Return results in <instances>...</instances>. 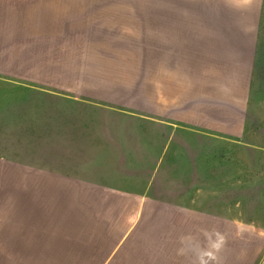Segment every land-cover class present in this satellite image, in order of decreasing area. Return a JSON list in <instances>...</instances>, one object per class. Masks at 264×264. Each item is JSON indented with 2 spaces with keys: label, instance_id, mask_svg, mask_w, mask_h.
I'll use <instances>...</instances> for the list:
<instances>
[{
  "label": "crops",
  "instance_id": "crops-1",
  "mask_svg": "<svg viewBox=\"0 0 264 264\" xmlns=\"http://www.w3.org/2000/svg\"><path fill=\"white\" fill-rule=\"evenodd\" d=\"M140 3L0 0V231L159 264L187 251L193 222L217 221L215 256L196 264H223L224 249L241 264L229 239H264V0ZM131 31L136 88L51 73L37 53L70 39L103 54Z\"/></svg>",
  "mask_w": 264,
  "mask_h": 264
},
{
  "label": "rangeland",
  "instance_id": "rangeland-1",
  "mask_svg": "<svg viewBox=\"0 0 264 264\" xmlns=\"http://www.w3.org/2000/svg\"><path fill=\"white\" fill-rule=\"evenodd\" d=\"M127 3L131 6H138L139 2L145 1L146 5L152 6L153 0H114ZM140 3V5H141ZM136 32H130V43L129 46L119 47H105V52L98 55H80L79 47H77L76 41L67 39L65 45L58 46L55 45L56 42L51 41V46L38 48L37 53L49 55L51 60L55 62H50L48 64L49 70L55 71L56 74L64 72L66 76L72 74V72H91L101 78L98 79L99 83L105 85H124L130 87H138L143 82L144 78L139 76V63L132 61L137 57V47L136 42L133 39V34ZM149 32H146V36ZM152 34V32H150ZM149 37V36H147ZM106 43L112 41L105 40ZM123 45L125 41L122 40ZM54 44V45H53ZM135 45V46H133ZM130 61H127V60ZM59 60V61H58ZM64 60V61H63ZM148 65V64H147ZM45 69V68H44ZM57 80V79H56ZM69 79L66 78V83ZM263 130L264 128H260ZM257 143L264 147V140L258 138ZM212 146V142L209 143ZM253 155L257 157L256 163L258 166H263L264 164V150L262 149H252ZM242 151H249L246 146L242 147ZM210 209H218L216 205L215 208L209 207ZM208 208V209H209ZM200 206H194V212L201 211ZM218 219V218H214ZM174 228L179 226V223H172ZM193 234L192 238L187 237L188 249L186 252H175L168 254H162L159 259V264H175V263H194L196 264V258L199 260L202 258V250L204 252L216 251L217 246L215 244V239L213 238V233L219 230L220 223L210 222L209 224H200L193 222L192 224ZM231 225H234L231 223ZM213 231L209 233L208 231ZM207 235L209 236L207 238ZM181 236L178 233H174L171 236V240L178 244L181 241ZM230 250L242 249L244 255L240 259L241 264H255L256 261L261 259L262 255L260 252L264 247V239H229L228 245ZM228 248V247H226ZM257 250L259 254H255L254 251ZM104 251H100L94 254H57L55 252H46L42 249V242L40 240L22 236H16L15 234L4 233L0 231V264H106L104 263V258L106 254ZM214 255V254H213ZM215 256V255H214ZM235 258L234 255H230L229 251L224 249L223 251V264H230L231 260ZM114 262H118L114 261ZM114 262L112 264H114Z\"/></svg>",
  "mask_w": 264,
  "mask_h": 264
}]
</instances>
